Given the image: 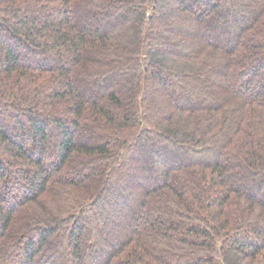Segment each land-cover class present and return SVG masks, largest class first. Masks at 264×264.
<instances>
[{
	"label": "trees",
	"instance_id": "1",
	"mask_svg": "<svg viewBox=\"0 0 264 264\" xmlns=\"http://www.w3.org/2000/svg\"><path fill=\"white\" fill-rule=\"evenodd\" d=\"M0 264H264V0H0Z\"/></svg>",
	"mask_w": 264,
	"mask_h": 264
}]
</instances>
